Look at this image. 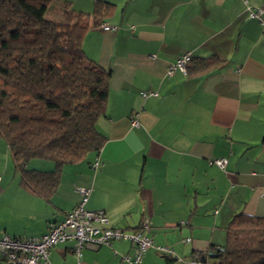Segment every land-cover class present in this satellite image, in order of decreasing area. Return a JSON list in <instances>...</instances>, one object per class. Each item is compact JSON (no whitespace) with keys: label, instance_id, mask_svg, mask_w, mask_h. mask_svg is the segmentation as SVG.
Segmentation results:
<instances>
[{"label":"crops","instance_id":"1","mask_svg":"<svg viewBox=\"0 0 264 264\" xmlns=\"http://www.w3.org/2000/svg\"><path fill=\"white\" fill-rule=\"evenodd\" d=\"M64 1L91 13L97 0ZM98 1L113 5L102 23L116 29H89L82 48L111 72L106 112L96 123L106 140L84 161L63 166L49 201L20 185V170L17 180L0 179V234L45 233L76 204L75 188L85 187L87 209L104 210L110 225L126 230L148 217L154 244L179 258L150 249L142 264H188L195 254L201 264H216L210 253L222 248L232 216H264V32L245 8L262 0ZM186 52L215 55L224 65L196 77L177 69L167 75ZM97 156L101 164L92 169ZM218 157L227 159L224 169L210 163ZM44 162L39 169L51 171L53 163ZM113 251L132 252L123 241L87 245L82 261L124 264ZM43 264H78L73 242L54 246Z\"/></svg>","mask_w":264,"mask_h":264},{"label":"trees","instance_id":"2","mask_svg":"<svg viewBox=\"0 0 264 264\" xmlns=\"http://www.w3.org/2000/svg\"><path fill=\"white\" fill-rule=\"evenodd\" d=\"M51 2L0 0V139L20 169V185L46 201L63 166L84 161L106 140L96 123L106 112L111 72L85 55L82 38L113 7L97 0L85 13L64 1L56 22L46 17ZM223 65L215 55L191 57L186 74ZM32 159L50 161L53 169L21 166ZM214 252L216 264H264V216L234 214L222 250Z\"/></svg>","mask_w":264,"mask_h":264},{"label":"built area","instance_id":"3","mask_svg":"<svg viewBox=\"0 0 264 264\" xmlns=\"http://www.w3.org/2000/svg\"><path fill=\"white\" fill-rule=\"evenodd\" d=\"M247 17L256 19L264 32V0L259 7H251L245 3ZM102 30H114L116 26L102 23L99 25ZM153 56V55H152ZM189 52L179 55L176 61L167 69V75H171L174 70L186 73V64L190 60ZM154 91H142V97L156 96ZM136 114L131 115L130 125L138 126ZM219 168L224 169L227 159L218 157L210 161ZM98 156L90 164L92 169L100 166ZM1 179V178H0ZM78 200L73 208L64 216L62 220L51 221L47 225L45 233L39 236L14 237L8 234H0V259L10 264H43L48 262L50 249L54 246L72 241L73 253L78 264H85L82 261V250L85 246L94 247L110 246L114 241H123L129 244L131 254L128 252L118 253L120 261L124 264H142L143 256L150 249H155L159 253L168 254L173 259H179L168 247L156 245L150 235L149 218L142 217L139 225L126 230L109 224L104 210H90L86 208V202L91 192V188L76 187ZM186 238L185 241H188ZM188 264H201L197 254L192 256ZM208 264V263H204Z\"/></svg>","mask_w":264,"mask_h":264},{"label":"rangeland","instance_id":"4","mask_svg":"<svg viewBox=\"0 0 264 264\" xmlns=\"http://www.w3.org/2000/svg\"><path fill=\"white\" fill-rule=\"evenodd\" d=\"M63 2H64V0H52V2L48 5L46 17L50 18L52 20H55L56 22H59L60 20L58 19L57 14H58L60 5ZM44 161H46V160L32 159L30 161L22 163L21 166L25 169L40 170L39 169L40 165H38V164L39 163H46ZM19 170L20 169H16L13 166V163L7 154V150L5 147V141L3 139H0V177L2 179V183H4V182L9 183V181L11 179L17 180ZM9 172L14 173L13 178L11 177ZM8 175H10V176H8ZM2 183L0 184V190L2 188Z\"/></svg>","mask_w":264,"mask_h":264},{"label":"water","instance_id":"5","mask_svg":"<svg viewBox=\"0 0 264 264\" xmlns=\"http://www.w3.org/2000/svg\"><path fill=\"white\" fill-rule=\"evenodd\" d=\"M219 250H222V248H219ZM210 255H211V257H215L216 256L215 254H211V253H210ZM202 260H204V259H202Z\"/></svg>","mask_w":264,"mask_h":264}]
</instances>
